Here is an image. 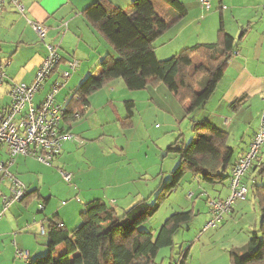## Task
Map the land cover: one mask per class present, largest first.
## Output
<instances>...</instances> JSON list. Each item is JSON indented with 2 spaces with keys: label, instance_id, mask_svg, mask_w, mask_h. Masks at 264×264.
I'll use <instances>...</instances> for the list:
<instances>
[{
  "label": "crops",
  "instance_id": "1",
  "mask_svg": "<svg viewBox=\"0 0 264 264\" xmlns=\"http://www.w3.org/2000/svg\"><path fill=\"white\" fill-rule=\"evenodd\" d=\"M101 1L103 0H22L25 9L23 14L11 5L5 7L0 19V65L5 66L6 73L5 84L0 87V112L8 108L11 102L9 94L12 83L27 85L33 83L39 67L47 56V44L59 48L61 64L36 95L34 104L35 106L42 104L51 86L60 80V71L67 69L69 61L77 60L78 70L73 73L56 96V102L67 109L75 91L97 69L101 60L108 55H115L111 45L83 15L85 9ZM105 1L116 7L127 9L132 6L134 0ZM179 1L185 5L187 16L173 27L174 29L180 26L177 34L170 41L171 43L177 41L172 43V48H167L170 47L168 43L160 47L164 49L163 51L156 48L159 60H167L197 44L216 43L222 23L226 32L235 41V53L211 98L201 108L187 116L190 122L185 124L184 110L179 106L175 95L165 85L155 83L139 91L141 94H128L130 92H127L125 83L122 80H116L90 97L89 106L79 110L82 116H78L79 113H77L74 117L71 116L73 119L70 117L64 119L63 128L76 137L73 141L64 143L52 167L32 158L19 157L10 162L7 147L1 146L0 162L8 164L10 173L25 185L28 194L23 202L13 205L0 220V264H12V259L15 263L17 261L25 264V262L16 260L17 249L29 252L32 258L45 253L48 250V229L51 221L62 224L72 231L81 224V213L84 206L93 200L102 199L106 202L109 200L113 207L124 210V212L138 202L151 201L161 188L160 185L157 188L158 177L163 183L164 178L172 176L179 166L180 162H173L166 171L164 170L165 162L162 160L158 173L155 170L157 165L152 168V171L151 167L132 168L129 158L132 155L129 152L131 144L123 145L119 149V154H116L114 149L104 145L106 137H100L94 141L96 152L87 156L90 158L88 173L99 171V166L102 165L101 174L104 177L97 179L98 182L103 181L106 187L97 194L94 187L87 188L85 191L84 189L79 190L85 199L73 195L75 190H70L69 198L73 195L72 198L76 199L78 204L68 206L67 202L63 201L59 208H52V200L58 196L55 191L56 183L60 180L64 181L61 172L72 171L71 160L78 153L88 151V146L84 141L88 142L85 137L90 130L86 131L82 125L94 114L97 116L109 108L114 114L112 119L116 120L115 122L121 127L122 120L127 116L125 118L122 116L123 113L119 111L118 106L122 107L127 114L125 104L132 101L135 103L136 111L137 105L141 102L140 95H145L143 103L148 105L150 111L152 105L158 111H160V106H164L172 123L180 125L184 121V130H188L192 135L194 122H209L227 133L228 146L235 152L237 161L248 151L255 134L260 130L261 115L264 110V2L263 0H211V10L206 12L201 8L200 0ZM32 24H41L48 29L45 42L39 40ZM171 30L172 28L155 43V47ZM182 35H184V40L180 41ZM135 111L133 119H135ZM133 128H135L134 120H132V130ZM121 129L126 132L123 127ZM169 132L168 130L166 135H169ZM171 140L170 142L174 143H171L168 149L177 142L184 145L180 143V136L175 139L172 137ZM163 152H165L163 149L160 150V153ZM123 162L128 163V166ZM112 164L117 165L114 170L111 168ZM263 170L264 146L258 162L247 174L253 181L252 187L249 188L244 182V185L250 189L249 193H252L254 204H248L249 200L238 204L225 218V221L235 220L241 214L244 220H251L250 227L252 228L248 234H238L239 237H244L241 241L242 247L236 246L235 249L245 247L252 235L261 229L263 215L254 190V182L259 179L263 180L260 176ZM189 184L191 191L188 198L191 200L206 194L208 203L209 199H225L229 195V182L225 186L205 185L200 179L190 175ZM9 187L10 183L7 180H0V191L3 194H9ZM208 189L213 191L214 196L209 195ZM35 202L38 207L34 206ZM1 210L0 202V212ZM259 220L260 225H258ZM43 229L45 235L42 234ZM190 230L189 227L188 231ZM243 230L245 231V228ZM151 231L155 233L154 230ZM187 252L189 257V251ZM185 253L181 251L180 254Z\"/></svg>",
  "mask_w": 264,
  "mask_h": 264
},
{
  "label": "trees",
  "instance_id": "2",
  "mask_svg": "<svg viewBox=\"0 0 264 264\" xmlns=\"http://www.w3.org/2000/svg\"><path fill=\"white\" fill-rule=\"evenodd\" d=\"M83 15L111 45L115 55L103 58L75 91L64 119H73L71 116L89 106L93 94L116 80H122L133 92L163 84L190 116L211 98L236 50L234 38L222 23L216 43L197 44L167 60H159L155 43L187 16V9L179 0H134L127 9L103 0L85 9ZM125 106L127 117L121 127L127 129L132 127L136 106L132 101ZM192 132L191 143L177 142L168 149V154L179 155L180 163L171 181L158 190L154 203L143 200L118 216L106 201L93 200L84 206L81 224L74 230L51 221L47 254L32 258L29 264H157L159 252L174 246V238L193 220L194 213H174L157 233L143 230L142 226L158 214L162 202L188 174L205 185L225 186L237 163L235 152L228 146L227 133L209 122H194ZM260 176L264 180V170ZM263 180L254 185L263 215L261 229L245 247L231 251V264H264ZM63 246L65 252L56 258L58 248ZM180 255L184 256L181 264H186L188 252Z\"/></svg>",
  "mask_w": 264,
  "mask_h": 264
},
{
  "label": "rangeland",
  "instance_id": "3",
  "mask_svg": "<svg viewBox=\"0 0 264 264\" xmlns=\"http://www.w3.org/2000/svg\"><path fill=\"white\" fill-rule=\"evenodd\" d=\"M179 28L180 26L175 27L174 29L172 28L170 33H168V35H166L165 38L162 39L163 41L161 40L156 44V48L159 49L167 43V45L170 46L167 48H172V43L174 44L177 41H174L172 43L170 41L175 37V35L177 34L176 32ZM183 40L184 35H182V38H180V41ZM161 50L163 51L164 49ZM162 51H160V53ZM62 72L63 71H60V73ZM127 92H130L128 94H141V92L139 91L133 92L128 90ZM144 96L145 95H140L141 102L137 105V109L135 111V119H133L135 122V128H133V130L131 127L127 128L126 132H123L119 124L115 122L116 120L112 119V116L114 114L109 108L100 112L97 116L93 113L94 115L90 116L86 120V122L84 121L85 124H83L82 126L86 128V131L90 130L85 137L88 142L84 141L85 145L88 146V151L86 153L84 151L78 153L71 160L73 165V172L69 171L68 173H72L74 176L72 184H67L62 180H60L59 183H56L55 191L58 193V196H55V198L52 200V208H59L63 201L65 203L67 202L68 206L78 204L76 199L72 198L73 195H78L81 199H85V196L80 194L79 190L83 191L84 189L85 191V189L87 188L94 187L95 193L97 194L101 193L103 191V188L106 187L103 181L98 182L97 179L100 177H104V175L102 176L101 174L103 169L102 165L99 166V171H92L91 173H88V160L90 158H88L87 156L91 155V153L96 152L97 148L94 145V141H96V139L100 137H106L104 145H107L108 148L114 149V152L116 154H119V149H121L123 145L131 144V146L129 147V152L132 153V155L129 158L131 161L130 166L132 168L151 167L152 171V168L157 165L155 167V170H157L156 172L158 173L161 169L160 167L162 165V160L165 162L164 170L166 171L170 168L173 162H180L178 154H166L169 145H171V143H174L170 141H172V137H174L175 139L176 137L180 136V143L188 145L189 143H191L193 135L190 134L188 130H184V121L182 122L183 125H181L182 123L180 125H174L167 116L168 113L164 106H160V111H158L152 105L150 111L148 105H145V103H143L145 98ZM179 106L181 107L180 104ZM118 109L119 111H121V113H123L122 116L125 118L127 116L125 110L120 106H118ZM188 118L186 116L185 124H188L190 122V119ZM180 126H182V130H180ZM171 129H173V131ZM168 130L170 131L169 135H166ZM127 131H129V133H127ZM162 149L165 152L160 153V150ZM125 164H127L128 166V163ZM116 167L117 165H111V168H113V170ZM74 169H76V171H74ZM171 179L172 176H166L164 178V182L162 183L161 178L158 177V180L156 181L157 188L159 187V185L161 187V185L169 183ZM189 179L190 175L188 174L182 180L179 188L175 192H173L168 199L162 202L161 209L158 214L153 219H151L148 224L143 225L141 228L147 231L154 230L155 233H157L164 225L166 220L174 213L188 211H192L194 213L193 220L190 223L185 224L174 238V246L172 248L162 249L159 252L156 263L170 264L171 262H177L179 258L182 257V255H180L181 251H189L187 264H231V251L234 250L236 246H238L239 248L242 247V238L244 240V237H239L240 235L238 234H248V232L251 230L250 228H252L250 227L251 220H244L241 214L238 215V218H236L235 220L225 221V217L223 222L217 227L211 228L204 232V227L210 221L209 207L206 206L207 195H201L194 200L188 198L191 191ZM151 181L153 183V180ZM244 182L248 185L249 188L252 187L253 181L251 180L250 175H246V177L244 178ZM257 184H261L260 179L254 182V185ZM70 190H75V194H73L69 198L68 194ZM207 191L209 195L214 196L212 190L208 189ZM157 193L155 194L154 198L151 199V203L155 202ZM247 200H249L248 204H254L252 193H249ZM107 204L110 208L113 207L111 203H109V200ZM34 206L38 207L37 202L34 203ZM112 209L117 212L118 216H122L124 214V210H118L115 207H113ZM258 225H260V220ZM189 227L191 228L190 231H188ZM244 228L245 231L243 230ZM65 250V246L59 247L55 254V257H59V255L64 253ZM46 254L47 251L45 253L43 252V254H39V257L45 256ZM11 263L22 264L18 263L17 261L15 263L13 259L11 260Z\"/></svg>",
  "mask_w": 264,
  "mask_h": 264
},
{
  "label": "built area",
  "instance_id": "4",
  "mask_svg": "<svg viewBox=\"0 0 264 264\" xmlns=\"http://www.w3.org/2000/svg\"><path fill=\"white\" fill-rule=\"evenodd\" d=\"M264 2V0H263ZM7 5L13 6L19 13H24L22 0H0V19ZM200 6L206 12L211 10V0H200ZM41 42H45L48 29L41 24H32ZM47 56L39 67L32 84L12 83L10 88L11 102L4 111L0 112V147L6 146L10 162L19 157L32 158L41 164L52 167L54 160L61 153L64 143L73 141L75 136L63 128L67 109L56 102V96L74 72L79 68V62L72 60L67 63V69L60 73L41 105L35 106L36 95L61 64L59 48L47 44ZM5 66L0 65V87L5 84ZM264 101V89H263ZM264 146V110L261 115V127L255 134L248 151L237 161L230 173L229 195L225 199H209L208 207L210 221L204 227V232L217 227L231 213L237 204L246 202L250 189L244 185L247 173L258 162ZM64 182L71 184L72 174L61 172ZM0 180L10 183L9 194L0 191L2 210L0 220L15 204L25 200L27 188L8 169V164L0 162ZM65 205V203H63ZM41 209L43 207L41 206ZM62 226V224H59ZM42 234L45 235L44 229ZM183 255L179 259L183 261ZM16 260L29 264L32 255L17 249Z\"/></svg>",
  "mask_w": 264,
  "mask_h": 264
}]
</instances>
